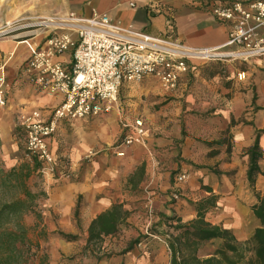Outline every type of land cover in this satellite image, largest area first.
I'll list each match as a JSON object with an SVG mask.
<instances>
[{
	"label": "crops",
	"instance_id": "crops-1",
	"mask_svg": "<svg viewBox=\"0 0 264 264\" xmlns=\"http://www.w3.org/2000/svg\"><path fill=\"white\" fill-rule=\"evenodd\" d=\"M169 13L177 36L190 47H222L228 41L229 25L203 0H0V27L24 18L35 22L107 14L125 29L164 37ZM28 34L20 32L19 39ZM38 37L29 40L39 42ZM72 53L57 59L69 64ZM29 54L26 42L16 35L0 42V61L9 58L10 80L19 76ZM225 57L193 60L177 89L166 88L152 76L142 83L125 82L117 106L103 118L59 125L51 149L70 162L72 176L41 182L30 177L33 191L43 193L38 200L41 219L32 215L27 221L30 236L39 243L34 263L39 264L44 253L49 264H171L165 235L174 230L168 218L194 220L200 204L212 195L217 196L216 204L207 212L205 208L206 220L231 230L240 242L253 238L261 226L252 210L258 202L255 191L264 193V57L245 59L244 80L234 63L238 59ZM14 84L9 104L0 107V167L5 169L23 162L16 136L23 119L33 109L49 112L63 99L61 94L38 91L24 78ZM124 110L128 122L144 121L146 143L126 147L119 156L112 145L123 132ZM258 130H263L262 172L252 187L248 150ZM182 171L190 176L177 184L183 195L174 201L169 193ZM115 205L127 213L117 230L92 237L94 222ZM136 240L143 244L129 248ZM223 244L221 238L204 239L197 256L211 257Z\"/></svg>",
	"mask_w": 264,
	"mask_h": 264
},
{
	"label": "built area",
	"instance_id": "built-area-1",
	"mask_svg": "<svg viewBox=\"0 0 264 264\" xmlns=\"http://www.w3.org/2000/svg\"><path fill=\"white\" fill-rule=\"evenodd\" d=\"M203 1L219 21L230 27L228 41L222 47L188 46L177 36L175 19L170 13L164 37L125 29L107 14L88 18L71 14L69 20L57 21L46 18L33 22L24 18L0 27V42L16 35L19 42H26L30 51L13 81L6 72L9 58L0 61V107L9 104L14 82L22 78L38 91L63 96L57 107L47 113L33 109L21 123L28 156L40 163L39 172L45 179L57 181L70 177V163L60 160L51 149V139L58 133L59 125L103 118L117 106L125 82L142 83L152 76L173 90L189 73L193 60L264 54V0ZM156 9L163 10L158 6ZM51 25L55 27L50 31ZM43 29L49 31L39 42L29 40ZM23 31L29 34L19 39L18 34ZM224 47L233 50L225 52ZM69 51H73L71 63L57 59ZM122 127L121 138L112 145L119 156L125 154L124 148L145 142L142 120L124 122ZM188 177L189 173L182 172L175 181L182 182ZM171 197L177 200L181 193L174 189Z\"/></svg>",
	"mask_w": 264,
	"mask_h": 264
},
{
	"label": "trees",
	"instance_id": "trees-1",
	"mask_svg": "<svg viewBox=\"0 0 264 264\" xmlns=\"http://www.w3.org/2000/svg\"><path fill=\"white\" fill-rule=\"evenodd\" d=\"M20 134L25 135L23 127L18 128ZM263 130L257 131L256 141L248 150L250 166L248 179L252 187L255 186L256 177L262 172L259 159L262 156L259 137ZM37 168V163L31 165L23 163L19 167L5 169L0 167V190L20 188L21 193L11 199L0 198V264H30L32 249L39 247L30 236L31 227L26 222V217L34 215L38 220L42 215L38 209V200L42 192L33 191L28 183L32 170ZM258 202L252 210L261 222L251 240L240 242L234 233L218 224H213L205 218L206 212L216 204V195H212L200 204L197 218L184 223L181 219L171 216L169 226L177 233L169 234L168 243L172 253L171 264H238L244 259L243 246L255 243L258 250L264 249V193L255 191ZM127 215L119 205L99 216L92 226V237H99L101 233H110L117 230L118 222ZM176 221V223H175ZM96 230V233H95ZM41 235V234H40ZM212 238H221L224 241L222 248L207 258L197 256L201 241ZM139 241H134L129 248ZM263 263L264 264V259ZM256 259H249L248 264H257ZM243 264H246L244 262Z\"/></svg>",
	"mask_w": 264,
	"mask_h": 264
},
{
	"label": "rangeland",
	"instance_id": "rangeland-1",
	"mask_svg": "<svg viewBox=\"0 0 264 264\" xmlns=\"http://www.w3.org/2000/svg\"><path fill=\"white\" fill-rule=\"evenodd\" d=\"M69 17H70V15H64V16H60V18L57 16V17H55V18H50V19H52V20H55V21H57V19H60V20H62V19H67V20H69ZM54 27H55V25H51L50 27H49V30L51 31V30H53L54 29ZM49 30H47V29H43L39 34H38V40L39 39H41L44 35H46L47 33H48V31ZM67 31V30H66ZM262 34H263V36H264V30L262 31ZM38 42V41H37ZM228 50H233L232 48H229ZM236 50V49H235ZM227 52H230V51H227ZM250 56H238V57H233V58H236V59H238V60H236V61H234V63L236 62V63H238L237 65L239 66V68L242 70V72H241V78L244 80L245 79V73H244V71L246 70V66H245V63L247 62V60H245V59H250L249 58ZM251 57H264V55L263 54H257V55H252ZM224 58H226V57H224ZM212 60V59H211ZM211 60H209V59H206V60H198L199 62H204V61H211ZM215 60V59H214ZM263 64H264V60H263ZM239 74V73H238ZM240 77V76H239ZM144 82V81H143ZM120 93H121V91H120ZM119 99H120V97H119ZM122 121L120 122V125H121V127H122V124L124 123V122H128V120H126L127 119V116H126V114H125V110H124V112L122 113ZM123 122V123H122ZM128 123H130V122H128ZM134 123V122H133ZM62 124H64V123H62ZM143 124H144V121H143ZM122 130H123V127H122ZM17 132V140L19 141V144H20V151H21V154L23 155V162L21 163V164H23V163H29V164H31V165H35V163H37V168H34L33 170H32V173H31V175H30V177H32V176H35L37 179H38V181H43L44 179H45V177H43V174L41 173V172H39V168H40V163H38V161L35 159V158H32V157H30V156H28V153H27V150H26V146L24 145V140H23V135H21L20 134V131H19V129L17 128V130H16ZM121 136H122V133H121ZM121 137L119 136L117 139H116V141L114 142V143H116L119 139H120ZM146 143V141L144 142V144ZM144 144H140V145H144ZM113 152L114 153H116L115 152V150H113ZM57 154V153H56ZM93 155V154H92ZM116 155H117V153H116ZM60 157V156H59ZM91 157V156H90ZM60 160H64V161H67L68 163H70L67 159H63V157H60ZM20 164V165H21ZM68 172L70 173V177L72 176V173H71V167H70V165H69V168H68ZM183 172V171H182ZM182 172H178V174L179 173H182ZM184 172H187V173H189V176H190V172L189 171H184ZM177 174V175H178ZM30 177L28 178V183H29V180H30ZM176 177V176H175ZM69 178V177H68ZM189 178V177H188ZM35 179V178H34ZM34 179H32V181H34ZM178 183H181V182H176L175 181V184L172 186V189H171V191H170V197H171V193H172V191L174 190V189H176V190H179V188H178V186H177V184ZM30 187H31V185H30ZM33 190V189H32ZM19 192L21 193V189L19 188H13V189H9V190H0V198L1 199H3V200H8V199H11L12 197H14L15 195H17V194H19ZM179 192L181 193V197H182V192L179 190ZM180 197V198H181ZM180 198H178L177 200H179ZM171 200H174V199H172V197H171ZM174 201H176V200H174ZM30 216H32V215H29V216H27L26 217V222L28 221V218L30 217ZM167 233H170V232H167ZM166 233V235H165V238L168 240V237H169V234H167ZM42 235V234H41ZM41 235H39V236H41ZM37 240H38V238H37ZM141 242H143V241H140L139 243H141ZM167 245H168V247H169V243L167 242ZM242 248H244L245 249V251H244V254H245V256H244V259L245 260H241L238 264H243L244 262H246V264H248V261H249V259H256L257 260V264H261V263H263V260L262 259H264V249L263 250H258L257 248H256V245H255V243H252L250 246H243ZM93 250H95V251H97V248H96V246H94V248H93ZM38 254V249L37 248H33L32 249V254L30 255V259H38V258H35L36 257V255ZM41 257H42V259H41ZM44 257V253H42V254H40V259H41V262H40V260H39V264H49V262H48V259L47 258H43ZM30 264H37V261L34 263L33 262V260L32 261H30Z\"/></svg>",
	"mask_w": 264,
	"mask_h": 264
}]
</instances>
